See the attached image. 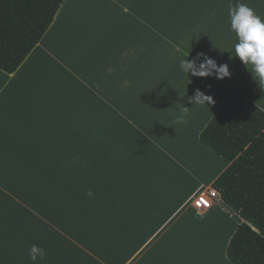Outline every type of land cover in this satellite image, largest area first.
I'll use <instances>...</instances> for the list:
<instances>
[{
  "label": "crops",
  "instance_id": "obj_1",
  "mask_svg": "<svg viewBox=\"0 0 264 264\" xmlns=\"http://www.w3.org/2000/svg\"><path fill=\"white\" fill-rule=\"evenodd\" d=\"M237 2L63 0L20 67L0 70V264H232L241 218L221 197L192 203L228 167L199 138L225 95L264 111L235 57ZM239 2L264 18V0ZM189 53L230 78L188 77ZM196 90L213 102H190Z\"/></svg>",
  "mask_w": 264,
  "mask_h": 264
},
{
  "label": "trees",
  "instance_id": "obj_2",
  "mask_svg": "<svg viewBox=\"0 0 264 264\" xmlns=\"http://www.w3.org/2000/svg\"><path fill=\"white\" fill-rule=\"evenodd\" d=\"M63 0H0V70L16 71L39 43ZM200 141L228 164L212 184L242 222L226 250L232 264H264V111L235 90Z\"/></svg>",
  "mask_w": 264,
  "mask_h": 264
},
{
  "label": "clouds",
  "instance_id": "obj_3",
  "mask_svg": "<svg viewBox=\"0 0 264 264\" xmlns=\"http://www.w3.org/2000/svg\"><path fill=\"white\" fill-rule=\"evenodd\" d=\"M229 19L231 29L236 33L238 43L235 44V57L248 68L251 66V73L261 84H264V18L255 13L245 3L239 0L235 5L229 8ZM187 58L180 61V69L189 77L198 78H215L223 80L230 78L229 66L227 64L218 65L214 59H211L204 53H200L196 58L189 60ZM202 58V59H201ZM190 102L211 104L212 97L205 95L200 90H196L194 97ZM183 112H187L188 108H182ZM182 119V117H181ZM91 195V192L88 193ZM37 254L43 258L46 253L43 249H38L33 245L30 249V259L35 262Z\"/></svg>",
  "mask_w": 264,
  "mask_h": 264
},
{
  "label": "built area",
  "instance_id": "obj_4",
  "mask_svg": "<svg viewBox=\"0 0 264 264\" xmlns=\"http://www.w3.org/2000/svg\"><path fill=\"white\" fill-rule=\"evenodd\" d=\"M219 193L215 189H209L204 194L197 196L192 203V207L197 214H202L211 209L213 205L216 204Z\"/></svg>",
  "mask_w": 264,
  "mask_h": 264
}]
</instances>
